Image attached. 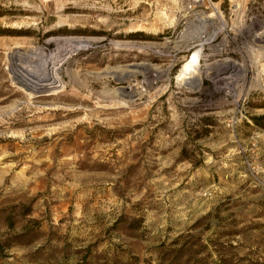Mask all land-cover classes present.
<instances>
[{
    "label": "rangeland",
    "instance_id": "374dc122",
    "mask_svg": "<svg viewBox=\"0 0 264 264\" xmlns=\"http://www.w3.org/2000/svg\"><path fill=\"white\" fill-rule=\"evenodd\" d=\"M260 118L264 0H0V264H264Z\"/></svg>",
    "mask_w": 264,
    "mask_h": 264
},
{
    "label": "bare ground",
    "instance_id": "6f19581e",
    "mask_svg": "<svg viewBox=\"0 0 264 264\" xmlns=\"http://www.w3.org/2000/svg\"><path fill=\"white\" fill-rule=\"evenodd\" d=\"M204 20H201L200 22H202V24L205 25L207 22H206V19H204ZM205 29H206V27H205ZM200 30L202 31V29H200ZM184 34L186 35V34H188V32L181 33L179 35V37L180 36H183V37H181L179 39L180 41L185 40V37L186 36H184ZM201 36L203 37V34H200V33L197 34L196 35V39L198 40L200 38V40H201L202 39ZM192 39H193V37L190 38L189 40H187L186 42H190L191 43V40ZM55 41L58 42V43L59 42H62L63 43V46H65V45H71L74 48V51L73 52L72 51L70 52V47H69V50H67V47L65 48L66 50L63 49L65 53L68 52V53H66L68 55V57H67V60L65 61V56L66 55H64V53H63V55L60 54V57L61 56H64V58L62 60H60L61 63L62 62L64 63V61L65 62H68L70 60V58L72 57V55L75 52H77V53L78 52H81L84 49H86L87 46H89V40H83V39L62 38V39L54 40V42ZM180 41H178V42H180ZM83 44H86V45H83ZM89 47H91V46H89ZM28 56H31V55H28ZM28 56H27L26 53L24 54L22 52L21 53H19V52L18 53H14V55H13L14 59H19V61L20 60H26V61H28V59H29ZM60 62L59 63H57V62H54L53 63L52 60L45 61L44 62L45 67H44V69H40V71H42V73L40 72V74H38L37 72L35 73L34 71H31L30 70L31 68L28 69V68L22 67V65H21V67L17 71L18 72V75H17L16 79H18V81H20L22 84H24L29 89L34 90V91H41V90H45V89H50V87L58 86L59 85V82H58V80H56V75L59 74V73H61V66H60L61 63ZM19 63H21V61ZM46 64H47V66H46ZM24 65H25V63H24ZM136 67L139 68V70H141L142 73L144 71H147L148 69L149 70H152L151 66L145 65V64L136 65ZM222 68L227 69L230 73H235V74H240V75L241 74H245V72H246V69L244 70L242 68H234V67L226 66V65L224 67H222ZM222 68L219 71H221ZM136 72H138V75H139V71H136ZM133 73H134V71L129 70L128 67H126L125 69L120 70V74L119 73H116L115 70H112L110 68H107L106 70H104L103 75H111V76L114 75V76H118L119 79L127 80L128 78H130L133 75ZM186 83L188 84L189 87H192V88L193 87H199L201 85V83L197 79H189V80L186 81ZM120 92H123V90H121ZM124 94H125V96L131 97L132 95H137L138 92H137V89L136 88L131 87V85H130L129 87L126 88V91H125Z\"/></svg>",
    "mask_w": 264,
    "mask_h": 264
},
{
    "label": "built area",
    "instance_id": "2783aa9c",
    "mask_svg": "<svg viewBox=\"0 0 264 264\" xmlns=\"http://www.w3.org/2000/svg\"><path fill=\"white\" fill-rule=\"evenodd\" d=\"M191 1L199 2V0H191ZM200 1H202V3L205 4L207 0H200ZM231 1L237 2V1H241V0H231ZM208 2H209V0H208Z\"/></svg>",
    "mask_w": 264,
    "mask_h": 264
},
{
    "label": "trees",
    "instance_id": "16d2710c",
    "mask_svg": "<svg viewBox=\"0 0 264 264\" xmlns=\"http://www.w3.org/2000/svg\"><path fill=\"white\" fill-rule=\"evenodd\" d=\"M264 121V118H260L258 121H257V123L260 125L261 124V126L264 128V124L263 123H261V121Z\"/></svg>",
    "mask_w": 264,
    "mask_h": 264
}]
</instances>
